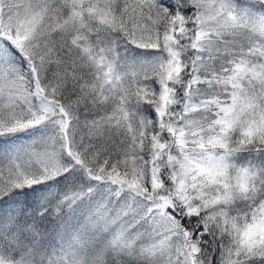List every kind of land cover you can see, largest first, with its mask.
Wrapping results in <instances>:
<instances>
[{"label":"snow or ice","instance_id":"1","mask_svg":"<svg viewBox=\"0 0 264 264\" xmlns=\"http://www.w3.org/2000/svg\"><path fill=\"white\" fill-rule=\"evenodd\" d=\"M0 264H264V0H0Z\"/></svg>","mask_w":264,"mask_h":264}]
</instances>
